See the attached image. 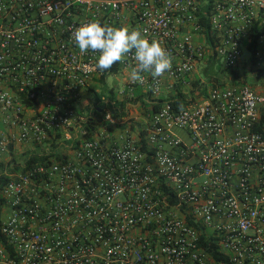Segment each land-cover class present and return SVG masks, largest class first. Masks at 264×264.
Segmentation results:
<instances>
[{"label": "built area", "instance_id": "built-area-1", "mask_svg": "<svg viewBox=\"0 0 264 264\" xmlns=\"http://www.w3.org/2000/svg\"><path fill=\"white\" fill-rule=\"evenodd\" d=\"M96 20L173 61L119 62L99 116L73 39ZM18 145L43 159L0 175V264H264V0H0V158Z\"/></svg>", "mask_w": 264, "mask_h": 264}, {"label": "clouds", "instance_id": "clouds-1", "mask_svg": "<svg viewBox=\"0 0 264 264\" xmlns=\"http://www.w3.org/2000/svg\"><path fill=\"white\" fill-rule=\"evenodd\" d=\"M73 39L81 54L89 51L100 53L95 68L101 72L132 55L136 62L129 73L132 82L143 83L144 73H150L153 78L162 77L172 68L170 53L159 41L145 38L140 30L102 26L96 20L76 28Z\"/></svg>", "mask_w": 264, "mask_h": 264}, {"label": "trees", "instance_id": "trees-1", "mask_svg": "<svg viewBox=\"0 0 264 264\" xmlns=\"http://www.w3.org/2000/svg\"><path fill=\"white\" fill-rule=\"evenodd\" d=\"M211 72L213 73V71H218L219 70V67L218 65H212L211 64ZM120 70V63H116L111 69L109 70H106L104 75L102 76L101 78V83H104L105 82V79L109 76V75H114V74H117ZM211 78H213V75H211ZM93 92V96H94V104H95V112L97 114V116H99V114L97 113L98 110L101 108L99 107V103L101 102V97L103 96L102 94H99L95 91V89L92 90ZM110 94H113V90H110ZM186 96L185 95H179L178 99L176 100V103H177V106L181 105L184 101H186ZM113 99V98H111ZM27 159V158H26ZM43 157L41 156H37V155H33V156H29L28 157V160H27V163H33V162H37L39 160H42ZM172 202H174V199H171ZM188 221L193 223V221L190 219V217H188ZM200 241H201V246L217 261V262H220V261H226V258L221 255L220 253H218L217 251V243L213 240V239H210V238H207L205 236V234H202L201 235V238H200Z\"/></svg>", "mask_w": 264, "mask_h": 264}, {"label": "rangeland", "instance_id": "rangeland-1", "mask_svg": "<svg viewBox=\"0 0 264 264\" xmlns=\"http://www.w3.org/2000/svg\"><path fill=\"white\" fill-rule=\"evenodd\" d=\"M259 85H255V87H258ZM124 87V76L122 74H114L109 75L104 83H101L100 81L94 85V89L97 93L104 95L106 98H113L116 99L118 90L122 89ZM93 88L90 90L89 96L85 100L84 103H87V107L94 106V94L92 92ZM110 90H113V94H110ZM102 105V104H101ZM135 113L136 110H133ZM104 128L107 129H114V126L109 125L108 123L103 124ZM117 131V130H116Z\"/></svg>", "mask_w": 264, "mask_h": 264}, {"label": "crops", "instance_id": "crops-1", "mask_svg": "<svg viewBox=\"0 0 264 264\" xmlns=\"http://www.w3.org/2000/svg\"><path fill=\"white\" fill-rule=\"evenodd\" d=\"M98 83L97 81H94L92 88L94 89V85ZM36 148L30 145L25 146H17L14 154H13V163L9 162V157H1L0 158V175L3 174L6 170L8 171L9 164L10 166H13L19 162H25L26 158L30 156Z\"/></svg>", "mask_w": 264, "mask_h": 264}]
</instances>
